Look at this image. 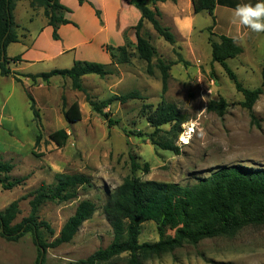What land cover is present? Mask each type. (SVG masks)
Returning <instances> with one entry per match:
<instances>
[{"label":"rangeland","instance_id":"obj_1","mask_svg":"<svg viewBox=\"0 0 264 264\" xmlns=\"http://www.w3.org/2000/svg\"><path fill=\"white\" fill-rule=\"evenodd\" d=\"M228 1L232 3V0H217L215 25L206 11L196 15L193 34L187 39L176 36L174 46L159 37L146 22L142 35L157 51L153 58L154 75L147 73V63L139 59L134 43L128 46L134 56L129 64L111 67L113 74L105 78L97 75L83 78V87L98 102L133 90L145 98L126 104L114 102L105 109L112 124L93 111L86 94L74 90L68 78L44 82L18 72L6 78L0 76V158L14 165L11 180L26 177L21 186L12 190H4L0 184V211L34 192L42 183L53 185L56 174H83L91 179V185L80 188L75 200L48 202L41 207L39 219L47 222L53 231V234L44 231L48 243L59 236L80 202L89 200L97 207L94 217L83 224L72 242L48 250L45 264H75L109 246L113 233L104 207L124 179L132 175V161L140 167L136 175L141 182L181 186L193 185L199 178L227 166L264 169V95L255 104L252 118L242 106L243 95L223 67L212 61L211 42H220V34H228L230 28ZM232 34L242 37L243 42L237 44L243 53L228 59L227 64L244 88H260L264 33H251L237 25ZM178 54L187 65L174 64ZM158 59L172 64L166 93L162 91V76L156 67ZM28 94L34 99L37 118L30 108ZM220 99L228 105L223 117L207 110L210 101ZM163 100L176 105L188 119L182 125V132L186 139L191 137L190 142L180 143L181 134L175 140L180 154L162 150L149 137L154 128L148 116ZM75 101L80 104L82 120L69 124L64 118V109ZM145 105L148 107L143 110ZM193 127L196 133L203 129L202 139L189 131ZM62 128L67 130L69 138L59 148L50 134ZM170 131V125L164 126L157 139L174 140ZM37 139L40 140L37 142ZM145 190L150 188L146 185ZM160 197L139 210L140 244L158 242L160 226L165 235L173 236L182 225L178 206L182 196L175 195L164 204L160 203ZM30 200L20 201L15 223L29 216ZM37 257V246L30 233L18 242H11L1 236L0 229V264H37ZM128 257L123 254L104 264H127ZM142 264H264V225L246 227L233 237L206 239L195 246L186 244L172 253L143 259Z\"/></svg>","mask_w":264,"mask_h":264},{"label":"trees","instance_id":"obj_2","mask_svg":"<svg viewBox=\"0 0 264 264\" xmlns=\"http://www.w3.org/2000/svg\"><path fill=\"white\" fill-rule=\"evenodd\" d=\"M18 1L21 0H0V75L2 77L12 75L9 64L20 60V57L9 59L6 55L8 45L19 41L13 17ZM85 1L79 0L81 4ZM158 1L161 0L130 1L142 14L141 20L134 28L135 50L139 59L147 63V73L151 76L154 75L153 58L157 51L149 39L142 35L145 23H150L155 33L167 43L172 46L176 44V37L171 29L161 22V11L157 7L154 9L151 7L152 5L155 6ZM192 2L195 14L206 11L212 17L214 25L216 24L217 0H192ZM30 3L32 8L44 9L49 25L54 28L53 37L58 39V29L61 25L68 24L65 13L70 12V10L64 7L60 0H30ZM129 45H133V43L127 41V44L122 47H107L114 65H124L131 62L134 56L129 51ZM211 48L212 61L223 67L228 77L233 81L236 90L244 97L242 106L254 118L253 108L260 97L264 95V69L262 71V86L254 90L246 89L227 64L228 59L236 58L243 53L242 47L234 43L233 38L221 35L220 42H211ZM177 57L178 60L174 64L183 63L187 65V61L181 54H178ZM171 66V63L166 64L162 59L157 60L156 67L162 76L163 93H166L168 89ZM111 74L113 71L107 65L76 61L70 69H56L47 73L22 76L32 80L41 78L44 82H49L55 76L68 78L71 80L74 90L86 94L87 102L93 111L105 119H109V114L104 110L114 102L126 104L131 100L145 99L139 91L133 90L123 95L110 97L106 101H95L83 87V77L97 75L100 78H105ZM28 98L31 101L30 108L37 118L38 113L35 111L34 99L29 94ZM147 107L145 105L143 110ZM227 107L226 101L220 99L219 101H210L207 110L223 117ZM63 114L69 124H75L82 120L80 104L77 101L73 102L67 109L65 108ZM187 121V117L181 113L176 105L163 100L156 110L148 116V122L154 128V132L149 137L153 144L162 150L180 154V148L175 144V140L182 133V125ZM109 123L112 124L111 119H109ZM167 125L171 126L170 132L174 135V140L165 137L157 139L162 128ZM68 138L69 134L64 128L50 134V139L59 148L66 145ZM39 140L37 139V142ZM139 169V165L132 161V175L124 179L123 183L111 194L104 207V214L112 228V242L107 248L99 249L85 261L75 264H104L123 254L129 256L127 264H142L143 259L172 253L186 244L195 246L206 239L233 237L246 227L264 225V169L249 168L242 165L227 166L208 177L199 178L197 183L193 185L186 186L155 181L143 183L136 175ZM13 170L14 165L11 162L0 158V184L4 190H12L21 186L26 180V177L11 180L9 176ZM90 185L91 179L83 174H56L53 185L42 183L37 190L12 202L4 211H0L1 236L7 241L18 242L30 233L38 250L37 264H45L48 250L72 242L83 224L94 217L97 207L89 200L80 202L73 216L62 227L59 236L51 243H48L44 237L45 230L50 234H53V231L47 222L40 221L39 211L41 207L48 202L63 203L75 200L78 197L79 189ZM146 185L150 191L145 190ZM175 195L182 196V199L178 201L182 221L181 227L176 230L173 236H167L160 226L158 242L140 244L142 217L139 210L146 209L159 196H161L160 203L164 204L171 201ZM27 198H31L29 202L30 214L21 222L15 223L20 212L19 203ZM162 211L165 213L164 209Z\"/></svg>","mask_w":264,"mask_h":264},{"label":"crops","instance_id":"obj_3","mask_svg":"<svg viewBox=\"0 0 264 264\" xmlns=\"http://www.w3.org/2000/svg\"><path fill=\"white\" fill-rule=\"evenodd\" d=\"M130 1L86 0L81 4L79 0H60L70 12L65 13L68 24L59 27L58 39L53 37L54 28L49 25L43 8H32L30 0L18 1L13 17L19 41L8 45L6 55L9 59L20 57V60L11 62L10 70L37 75L56 69H70L76 61L117 68L120 65L113 64L107 47H122L127 41L136 43L134 28L142 17ZM233 2L235 0L232 3L228 1L226 6L230 28L225 36L230 38L234 37L232 33L238 25L232 23L233 9L237 4H255L257 0ZM151 7L161 11V22L171 29L175 37L187 39L193 34L198 14L194 12L192 0H161Z\"/></svg>","mask_w":264,"mask_h":264},{"label":"clouds","instance_id":"obj_4","mask_svg":"<svg viewBox=\"0 0 264 264\" xmlns=\"http://www.w3.org/2000/svg\"><path fill=\"white\" fill-rule=\"evenodd\" d=\"M233 24H238L242 29H247L251 33H264V0H257L255 4L242 3L237 4L233 9ZM234 43H242V37L237 35L233 37ZM189 131L197 134L199 138H203L205 133L203 129H200L199 133H196L195 127L189 129ZM191 137L185 138L182 132L179 141L180 143L187 145L190 142ZM59 171V169H55Z\"/></svg>","mask_w":264,"mask_h":264},{"label":"water","instance_id":"obj_5","mask_svg":"<svg viewBox=\"0 0 264 264\" xmlns=\"http://www.w3.org/2000/svg\"><path fill=\"white\" fill-rule=\"evenodd\" d=\"M3 60V59H2Z\"/></svg>","mask_w":264,"mask_h":264}]
</instances>
